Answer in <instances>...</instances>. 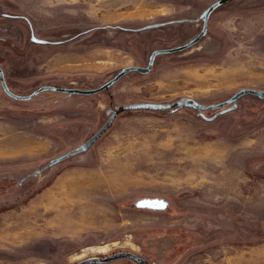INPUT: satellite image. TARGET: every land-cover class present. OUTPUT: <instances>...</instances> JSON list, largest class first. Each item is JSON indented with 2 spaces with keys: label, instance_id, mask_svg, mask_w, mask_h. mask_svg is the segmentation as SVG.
<instances>
[{
  "label": "rangeland",
  "instance_id": "1",
  "mask_svg": "<svg viewBox=\"0 0 264 264\" xmlns=\"http://www.w3.org/2000/svg\"><path fill=\"white\" fill-rule=\"evenodd\" d=\"M215 1L0 0L6 85L94 89L193 39ZM245 88L264 91V0H228L196 45L94 95L0 85V264H264V98L121 110Z\"/></svg>",
  "mask_w": 264,
  "mask_h": 264
},
{
  "label": "water",
  "instance_id": "2",
  "mask_svg": "<svg viewBox=\"0 0 264 264\" xmlns=\"http://www.w3.org/2000/svg\"><path fill=\"white\" fill-rule=\"evenodd\" d=\"M228 0H217L211 5H209L205 11L203 12V17H202V28L199 31V33L190 41L176 46L172 48H167V49H157L154 50L150 53L147 65L145 67H138V66H128L124 67L121 70H119L112 78H110L108 81L105 83L101 84L100 86L94 88V89H77V88H62V87H53V86H41L37 89H35L32 93L29 95H17L9 90V88L6 85L5 79H4V74L2 69L0 68V85L3 90V92L8 95L10 98L15 99V100H30L36 95H38L41 92L44 91H54V92H60L64 94H77V95H84V96H89V95H94L97 94L101 91H105L109 89L113 84H115L120 78H122L124 75L131 73V72H136L139 74H146L148 73L153 65V62L155 58L158 55H163V54H172V53H177V52H182L186 49H189L196 45L200 39L206 34L207 31V21L210 16V14L219 6L223 5L226 3ZM34 42H42L38 41L36 39H33ZM245 95H252L260 98H264V91L262 90H257V89H250V88H245L237 91L234 93L229 99L213 104V105H203L200 104L190 98H185V99H180L177 101H174L172 103H167V104H159V103H138V104H131V105H125L121 107V110H133V109H144V110H165V109H170V108H182V107H188L192 108L194 110H197L200 114L204 110H215V109H220L223 107H226L228 105L230 106V110L236 108V103L237 100ZM95 135L88 143L87 145L90 144L97 136ZM129 259L137 264H147V262L139 257L138 255L132 253V252H117L105 257H88L85 258L81 261H78L75 264H103V263H108L117 259Z\"/></svg>",
  "mask_w": 264,
  "mask_h": 264
},
{
  "label": "bare ground",
  "instance_id": "3",
  "mask_svg": "<svg viewBox=\"0 0 264 264\" xmlns=\"http://www.w3.org/2000/svg\"><path fill=\"white\" fill-rule=\"evenodd\" d=\"M45 146V145H44ZM102 185L103 186H107V187H109L110 188V185H108V183L105 181V180H103V184H101V188H103L102 187ZM71 187V186H70ZM69 188V187H68ZM72 190V189H71ZM72 192H73V190H72ZM53 205H56V204H53ZM55 208H56V206H55ZM258 262V261H257ZM256 263V262H255ZM260 263V262H259Z\"/></svg>",
  "mask_w": 264,
  "mask_h": 264
},
{
  "label": "flooded vegetation",
  "instance_id": "4",
  "mask_svg": "<svg viewBox=\"0 0 264 264\" xmlns=\"http://www.w3.org/2000/svg\"><path fill=\"white\" fill-rule=\"evenodd\" d=\"M201 40V39H200ZM148 264V263H147Z\"/></svg>",
  "mask_w": 264,
  "mask_h": 264
}]
</instances>
